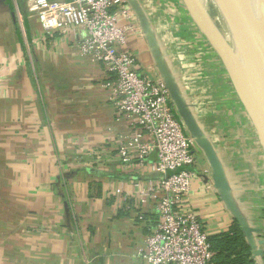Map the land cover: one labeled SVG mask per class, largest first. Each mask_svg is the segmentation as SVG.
I'll list each match as a JSON object with an SVG mask.
<instances>
[{
    "label": "crops",
    "instance_id": "0c3cea01",
    "mask_svg": "<svg viewBox=\"0 0 264 264\" xmlns=\"http://www.w3.org/2000/svg\"><path fill=\"white\" fill-rule=\"evenodd\" d=\"M26 1L0 0V264H144L155 216L152 204H137L133 186L156 177L117 159L124 128L103 66L79 54L80 35L44 36ZM131 4L147 25L129 7L126 49L137 73L161 71L174 82L229 186L222 201L204 149L182 125L196 156L191 209L209 236L238 217L264 264V153L226 70L181 0ZM119 187L129 202L114 196Z\"/></svg>",
    "mask_w": 264,
    "mask_h": 264
},
{
    "label": "built area",
    "instance_id": "2783aa9c",
    "mask_svg": "<svg viewBox=\"0 0 264 264\" xmlns=\"http://www.w3.org/2000/svg\"><path fill=\"white\" fill-rule=\"evenodd\" d=\"M25 9L44 36L76 39L80 35L76 49L91 63L103 66L108 76L103 87L109 92L116 123L124 128L114 140L119 163L156 177L133 186L137 204H152L155 216L139 253L141 260L144 264H209V235L189 205L196 156L171 110L162 80L139 75L126 49L134 31L126 0H27ZM201 173L209 182V172ZM112 193L123 203L132 199L120 187Z\"/></svg>",
    "mask_w": 264,
    "mask_h": 264
},
{
    "label": "water",
    "instance_id": "95a60500",
    "mask_svg": "<svg viewBox=\"0 0 264 264\" xmlns=\"http://www.w3.org/2000/svg\"><path fill=\"white\" fill-rule=\"evenodd\" d=\"M181 1L189 15V18L226 70L238 99L253 126L256 138L264 153V116L244 71L231 49V45L228 44L227 39L224 37L219 27L207 17L197 0ZM126 2L133 13L139 15L141 23L140 27L144 30L147 25H145L146 22L142 19L139 9L137 6L131 4V0H126ZM214 2L216 4L214 8H217V13L221 14V16L227 20L228 24L238 33L239 43L243 38L260 41L261 36L252 19L248 4L244 0H214ZM162 74L161 71H159L158 77L162 80L169 93L170 103L178 111L182 125L189 132L191 138L195 141V143L200 144L204 149V153L206 154L209 165L212 169L211 178L213 188L217 190L221 200L224 201V192L229 191V186L226 180L222 177V174L219 172L217 160L212 150L209 149L204 142L201 134L197 133L190 114L185 111L186 109L184 104H182V100L178 96L179 94L174 82L166 75ZM235 220L243 232L246 243L251 248V257L256 262L257 258L262 256V252L256 249V245L249 243L248 239L251 237V230L244 226L238 217H235ZM258 244L264 245V241H258Z\"/></svg>",
    "mask_w": 264,
    "mask_h": 264
},
{
    "label": "bare ground",
    "instance_id": "6f19581e",
    "mask_svg": "<svg viewBox=\"0 0 264 264\" xmlns=\"http://www.w3.org/2000/svg\"><path fill=\"white\" fill-rule=\"evenodd\" d=\"M197 1L207 15L200 0ZM244 1L248 4L252 19L256 25L257 31L261 36V39L260 41L249 39L250 42L242 39L240 40V43L238 41H234V43H231V49L244 71V74L251 86V89L253 90L257 103L264 116V73L260 68L261 64H264V53L262 51L264 49V0ZM207 17L209 18L208 15ZM245 54L247 56H253L259 65L249 60Z\"/></svg>",
    "mask_w": 264,
    "mask_h": 264
},
{
    "label": "trees",
    "instance_id": "16d2710c",
    "mask_svg": "<svg viewBox=\"0 0 264 264\" xmlns=\"http://www.w3.org/2000/svg\"><path fill=\"white\" fill-rule=\"evenodd\" d=\"M208 242L212 253L209 264H256L236 222H232L224 233L209 236Z\"/></svg>",
    "mask_w": 264,
    "mask_h": 264
},
{
    "label": "rangeland",
    "instance_id": "374dc122",
    "mask_svg": "<svg viewBox=\"0 0 264 264\" xmlns=\"http://www.w3.org/2000/svg\"><path fill=\"white\" fill-rule=\"evenodd\" d=\"M200 2L203 5L209 18L219 27L224 37L227 39L228 44L231 45V43H234V41H238L239 39V36L237 35L238 33L228 24L227 20L224 19L223 16H221V14L217 13L216 11L217 8L216 9L214 8L216 6L214 0H200ZM245 40L247 42H250L249 39H245ZM262 51L264 53V49ZM246 57L255 64L259 65L257 60L253 56L246 55ZM260 68L261 70H263L264 73V64H261Z\"/></svg>",
    "mask_w": 264,
    "mask_h": 264
}]
</instances>
